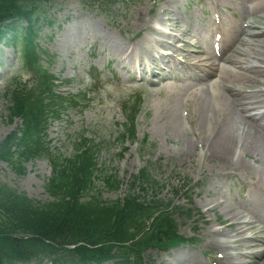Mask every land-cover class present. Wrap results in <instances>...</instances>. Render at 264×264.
Segmentation results:
<instances>
[{
    "label": "rangeland",
    "instance_id": "obj_1",
    "mask_svg": "<svg viewBox=\"0 0 264 264\" xmlns=\"http://www.w3.org/2000/svg\"><path fill=\"white\" fill-rule=\"evenodd\" d=\"M102 1L52 0L44 9L51 24L41 28L39 46L50 56L45 61L52 75L62 83L58 93L65 98L86 95L80 106L65 109L59 119L50 122L48 139L52 150L69 158L82 133L98 145L100 170L116 173L123 182L119 192H109L101 173L96 174L94 192L104 201L123 198L135 176L149 165L157 183L149 198L155 193L165 203L174 200L175 206L199 210L202 216L196 212L187 222L178 218L180 234L199 242L168 253L150 250L145 255V264H165L162 261L168 259L169 264H225L228 256L231 259L242 254L247 256L239 260L241 264H264V246L250 250L239 248L236 241L252 237L255 231L241 223L243 235L240 236L241 233L237 234L236 228L231 226L230 215L238 211L243 213L252 184L262 178L261 155L238 149L231 156L229 167L219 154L208 151V139L201 133L197 118L185 108L177 109V100L171 97L172 87L179 83L172 81L168 85L160 79L170 75L172 68L179 72L180 79H186L187 73L179 65L184 52L164 67L160 77H154L150 71L158 69L150 56L155 55L160 65L165 66L167 63L162 65L159 59L168 50L155 46L154 51L144 50L148 38H157L149 32V27L165 34L174 32L173 23L167 21L169 16L179 25L177 33L189 30L198 37H192L191 43L212 49L217 24L232 25L240 20L241 0H134L133 5L119 3L110 9L109 16L104 13L108 8ZM211 17H217L215 23L210 21ZM157 20L162 22L158 24ZM122 46L136 49V58L143 60L146 73L138 63L131 65L128 59L121 61L117 48ZM123 65L132 70H123ZM15 78L26 81L31 76L23 75L16 51L1 43L0 144L21 126L20 121H10L6 96ZM137 97L143 100L137 118L138 139L147 134L156 145L153 153L148 152L143 157L138 153V144H121L119 138L120 126L125 123L122 107ZM257 111L264 114L262 108L247 115L252 116ZM175 118H179V130L173 128ZM51 175V166L45 160L30 161L22 174L0 161V186L14 189L41 204L51 201L46 191ZM187 182L191 183L188 188L193 192V206L186 201L184 183ZM255 193L264 196V184L256 187ZM260 218L264 220V209ZM214 231H220V237L213 236ZM222 243L230 248L226 254L220 249ZM220 255L224 259L219 262ZM229 264H236V261Z\"/></svg>",
    "mask_w": 264,
    "mask_h": 264
},
{
    "label": "trees",
    "instance_id": "obj_2",
    "mask_svg": "<svg viewBox=\"0 0 264 264\" xmlns=\"http://www.w3.org/2000/svg\"><path fill=\"white\" fill-rule=\"evenodd\" d=\"M49 1L0 0V41L17 48L21 70L31 76L26 81L15 78L8 87L10 121L18 119L22 127L0 144V161L18 174L35 159H46L52 166L47 203L0 186V264H42L46 258L54 264L112 258L127 263L136 257L141 264V255L149 248L185 242L177 234L176 216L189 219L192 211L186 216L184 208L171 202L147 200L149 191L157 188L148 168L134 178L124 199L104 201L94 193L95 175L101 173L109 192H118L122 182L116 173L99 169L98 146L83 136L77 138L70 158L52 152L46 133L49 119L70 107L74 97L59 98L57 79L43 61V56H50L38 43L41 23L47 19L42 9ZM136 115V110L126 109L123 143L137 139ZM149 147L153 145L145 136L142 149Z\"/></svg>",
    "mask_w": 264,
    "mask_h": 264
},
{
    "label": "bare ground",
    "instance_id": "obj_3",
    "mask_svg": "<svg viewBox=\"0 0 264 264\" xmlns=\"http://www.w3.org/2000/svg\"><path fill=\"white\" fill-rule=\"evenodd\" d=\"M241 4L239 21L232 25L217 24L212 49L206 50L198 43H191L192 37H198L189 30L177 33L179 25L171 16L167 21L173 23L174 32L165 34L149 27V32L157 38H148V45L142 48L149 52L154 51L153 46L168 50L159 59L162 65L167 63L165 66L160 65L155 55L150 56L158 69L151 72L154 77H160L164 67H168L176 55L184 52L179 65L187 73L186 79H180L179 72L173 68L170 75L160 79L168 85L172 81L179 83L172 87L174 92L171 97L177 100V109L185 108L197 118L201 133L207 136L208 151L219 154L229 167L231 156L238 149L261 155L262 178L252 184L243 213H230L233 220L231 226L236 228L237 234L243 235L241 223L250 227V231H255L252 237L236 241L240 249L250 250L264 246V220L260 218L264 196L255 193L256 187L264 184V114L257 111L252 116L247 115L264 108V0H241ZM216 20L217 17L210 18L213 23ZM117 53L121 61L128 59L131 65L138 63L146 73L145 63L142 59L137 60L135 48L122 46L117 48ZM122 69L132 70L125 65ZM179 123V118H175V130H179ZM237 163L240 165L241 162ZM213 234L220 237L221 232L214 231ZM220 249L224 254L230 250L226 243H222ZM246 256L242 254L231 259L228 256L224 263L229 264L234 260L236 264H241L239 260ZM223 259L224 256L220 255L218 261ZM162 263L169 264V259Z\"/></svg>",
    "mask_w": 264,
    "mask_h": 264
}]
</instances>
